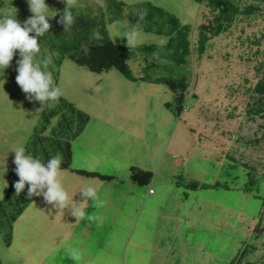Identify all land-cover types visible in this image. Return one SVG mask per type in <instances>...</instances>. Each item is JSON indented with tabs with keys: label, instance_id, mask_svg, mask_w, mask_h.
Returning <instances> with one entry per match:
<instances>
[{
	"label": "rangeland",
	"instance_id": "1",
	"mask_svg": "<svg viewBox=\"0 0 264 264\" xmlns=\"http://www.w3.org/2000/svg\"><path fill=\"white\" fill-rule=\"evenodd\" d=\"M118 1H122L125 8L115 19L107 21V30L115 43L137 48L127 60L137 82L116 68L101 73L91 71L67 57H59L56 50L39 41L40 51L33 57L41 71L50 73V86L59 88L67 101L94 120L87 126L84 137L90 130L101 131L92 136V143L87 144L90 150L79 157L80 163L93 164L95 161L90 155L97 154L102 160H96L99 168L119 173V164L137 161L148 148L152 151L161 143L153 137L160 134L158 139L166 141L172 134H179V119L184 123L185 134L192 135L195 140L193 148H187L191 155L187 158V166L192 171L183 174L201 182L217 178L223 186L231 188L197 190L198 211L191 220H198L199 227L190 230V239L199 244L198 262L264 264V109L263 105H258L264 92L256 90L257 83L264 80V0H237L240 4L258 6L255 16L262 21L261 25L249 27L241 22L234 23L228 31L211 38L200 56L192 49L194 52L186 56L184 67L175 65L167 57L163 47L167 41L165 36L131 23V17L135 16L132 8L137 3L149 1L175 15L181 23L191 25L196 34V25L207 23L201 5L195 0ZM0 2V15L15 17L16 14L21 22L33 15L27 0ZM45 3L48 17L69 7L97 16L102 14L105 19L109 12L114 13L108 0H45ZM130 33L135 34L132 40L126 37ZM192 41H196L195 36ZM144 45L153 47L149 52L142 51ZM19 59V50H14L10 65L0 73V200L7 196L14 167L13 149L28 144L43 110L52 104L50 98L41 101L21 90L15 80ZM183 75L188 88L179 117L165 106V102L173 103L175 97L166 84L140 79H176ZM162 143L161 151L170 144ZM117 153L120 156H116ZM214 155L215 160L211 158ZM84 158L88 160H82ZM5 180L7 187L3 188ZM84 181L89 183L88 179ZM247 186L250 189L245 192L243 189ZM48 203L42 194L38 195L10 229L0 228L2 264H25V260H29L28 264H37V250L27 225H31L35 212ZM43 218H36L35 224L49 231V223ZM34 242L38 248L47 247L46 241ZM64 244L61 240L59 247ZM190 257L186 255V259ZM38 258L48 260V255L40 253Z\"/></svg>",
	"mask_w": 264,
	"mask_h": 264
},
{
	"label": "crops",
	"instance_id": "2",
	"mask_svg": "<svg viewBox=\"0 0 264 264\" xmlns=\"http://www.w3.org/2000/svg\"><path fill=\"white\" fill-rule=\"evenodd\" d=\"M177 129L179 134H172L166 141L158 139L160 134L157 138L153 137L161 143L152 151L148 148L137 161L119 164V173L102 170L96 163L97 159L101 160L100 156L92 155L95 162L91 165L86 162L85 167L83 165L80 169L109 174L112 178L103 179L77 172L64 186L68 194L67 206L58 208L54 206L55 202L48 203L31 225H27L33 235V247L37 250V264L207 263V260L198 262L199 244L190 239V230L195 231L199 227L198 220H191L198 211L197 190L209 188L185 186V182L197 180L183 174L192 171L187 166V158L191 156L187 148L192 149L195 140L192 135L185 134L184 123L179 119ZM172 141L176 144L173 145ZM162 142L170 144L161 151ZM211 158L215 160V155ZM131 165L151 171L148 181L132 180L129 174ZM142 177L144 179L145 175ZM84 179H88L89 183ZM215 181L218 179L201 183L213 184ZM87 187L95 190L92 199L81 192ZM218 187L226 188V184ZM71 207L77 208L76 215ZM41 216L48 221L49 231L35 224L36 218ZM37 240L46 241L47 247L38 248L34 242ZM61 240L65 244L59 247ZM40 253L48 255V260H40ZM186 255L191 257L186 259ZM27 262L29 260L24 263Z\"/></svg>",
	"mask_w": 264,
	"mask_h": 264
},
{
	"label": "trees",
	"instance_id": "3",
	"mask_svg": "<svg viewBox=\"0 0 264 264\" xmlns=\"http://www.w3.org/2000/svg\"><path fill=\"white\" fill-rule=\"evenodd\" d=\"M195 2L201 5L203 17L207 20V23L201 22L196 25V34H194V28L191 25L181 23L175 15L149 1L133 6L132 13L135 16L134 19L131 17V23L139 24L146 31L165 36L167 41L163 47L167 57L175 65L181 64L183 67L187 62V55L195 51L200 56L211 38L228 31L234 23L241 22L243 26L249 27H257L262 23L255 16L258 6L254 4H240L237 0H195ZM108 3L114 13L109 12L106 19L102 14L97 16L91 13H83L71 7L52 17H47L50 27L42 35L37 36V40L56 50L59 57H67L91 71L101 73L116 68L128 79L136 80L138 78L132 73L127 60L137 52V48L115 43L107 30V21L120 15L125 4L118 0H108ZM65 10H70L72 13L73 20L70 24L63 21ZM32 34L35 35L34 32ZM193 36L196 37L194 42L192 41ZM262 38L264 39V36ZM152 47L144 45L142 51L149 52ZM140 79L166 84L173 91L175 97L173 103L165 102V106L175 115H180L184 109L188 88L185 75L176 79L171 77H141ZM256 90L264 92V80L257 83ZM258 105H263L264 109V97L260 99ZM257 110H259V106H257ZM88 120H90L89 114L76 108L61 95L43 110L39 124L34 127L28 144L24 147L25 153L40 159L44 164L47 163L49 157L60 155L62 157L61 169H73L103 179L112 178L109 174L72 167V141L83 131L89 122ZM15 167L14 164L9 177L7 196L0 200L1 230L10 229L25 206L38 197V195L27 196V183L19 195L15 193L13 185L19 179L14 171ZM229 167L231 168L230 164ZM129 171L130 178L137 182L148 181L151 175V171L134 165L129 167ZM143 174L145 175L144 179ZM220 183L219 180L213 184L189 180L184 184L189 188L197 189L218 187L222 185ZM226 188L228 187L226 186ZM249 189L250 187L247 186L243 190L246 192ZM0 264H2L1 259Z\"/></svg>",
	"mask_w": 264,
	"mask_h": 264
},
{
	"label": "clouds",
	"instance_id": "4",
	"mask_svg": "<svg viewBox=\"0 0 264 264\" xmlns=\"http://www.w3.org/2000/svg\"><path fill=\"white\" fill-rule=\"evenodd\" d=\"M27 2L33 15L23 22L16 18V14L15 17L0 15V73L3 74V70L10 65L14 50H19L21 59L17 61L15 80L21 90L24 93L32 94L35 99L41 101L46 98L56 101L62 94L61 90L50 86V73L41 71L33 59L35 54L40 51L37 36L42 35L50 27L48 16L45 14L47 5L45 0H27ZM72 20L71 11L65 10L63 21L70 24ZM32 32L35 35H30ZM134 36V33L126 34L129 40H132ZM13 151L15 153L13 163L16 166L14 171L19 177L13 185L15 193L19 195L27 183V196L42 194L47 202H55L54 206L58 208L67 206L68 194L58 179L62 157L60 155L51 156L44 164L33 155L26 154L23 146L16 147ZM5 187H7V181L3 185V188ZM81 192L85 197L91 199L95 196V190L92 187L84 188ZM71 209L72 213L76 215L77 208L71 207Z\"/></svg>",
	"mask_w": 264,
	"mask_h": 264
},
{
	"label": "bare ground",
	"instance_id": "5",
	"mask_svg": "<svg viewBox=\"0 0 264 264\" xmlns=\"http://www.w3.org/2000/svg\"><path fill=\"white\" fill-rule=\"evenodd\" d=\"M138 80V79H137ZM136 80V82H137ZM140 88V86H139ZM110 116V115H109ZM88 124L86 125L85 129L83 130L82 133H79V135L72 141L73 144H72V167L73 168H77V169H80L86 162H83L80 163V158L79 157H82L83 153L85 150H90L89 146L87 144H90L92 143L91 142V138L94 134L98 135L101 133L100 129H97V130H90L89 131V135L87 137H84V134L86 133V129L88 130L87 126H91L89 123L93 122L91 121V118L90 120H88ZM124 122V121H123ZM92 126H95V124H92ZM91 128V127H90ZM99 128V127H98ZM86 135V134H85ZM103 138V137H102ZM105 140V139H104ZM106 141V140H105ZM95 151V150H93ZM88 152V151H86ZM85 152V153H86ZM91 153V152H90ZM93 154L90 155V157L92 156ZM85 157V156H84ZM88 157V156H87ZM78 159V160H77ZM82 160H88L87 158H84ZM81 164V165H80ZM77 173V171L75 170H69V169H61V171L59 172V175H58V179L60 180L62 186L64 187L65 184ZM35 201V200H34ZM48 203V202H47ZM37 210V209H36ZM40 212V210L36 211V215L35 217L38 215V213Z\"/></svg>",
	"mask_w": 264,
	"mask_h": 264
}]
</instances>
